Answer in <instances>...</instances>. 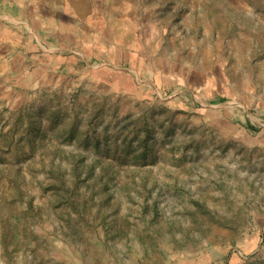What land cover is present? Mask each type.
I'll return each mask as SVG.
<instances>
[{
	"label": "rangeland",
	"instance_id": "1",
	"mask_svg": "<svg viewBox=\"0 0 264 264\" xmlns=\"http://www.w3.org/2000/svg\"><path fill=\"white\" fill-rule=\"evenodd\" d=\"M19 1L0 264H264V0Z\"/></svg>",
	"mask_w": 264,
	"mask_h": 264
},
{
	"label": "crops",
	"instance_id": "2",
	"mask_svg": "<svg viewBox=\"0 0 264 264\" xmlns=\"http://www.w3.org/2000/svg\"><path fill=\"white\" fill-rule=\"evenodd\" d=\"M27 2L19 0H0V75L3 77H10L13 75V80L20 78L22 83H34L33 79H28V72L26 69L27 61L30 51L34 50V41H27L24 34H19V31L28 32L26 23L21 22L22 10L27 7ZM32 14L29 19L34 17H41V12L35 6V10H30ZM34 37V34H33ZM31 54V53H30ZM20 63L23 68L18 71L16 64ZM26 75V77H25Z\"/></svg>",
	"mask_w": 264,
	"mask_h": 264
}]
</instances>
